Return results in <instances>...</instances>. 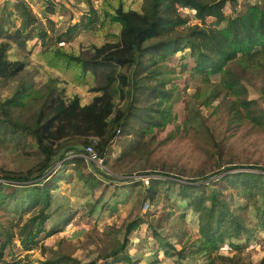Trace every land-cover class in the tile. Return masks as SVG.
<instances>
[{"label":"trees","instance_id":"1","mask_svg":"<svg viewBox=\"0 0 264 264\" xmlns=\"http://www.w3.org/2000/svg\"><path fill=\"white\" fill-rule=\"evenodd\" d=\"M67 1L86 5L89 15L86 21L60 35L56 34L57 24L52 18L56 11L51 2L47 26L26 0L6 1L1 11L0 81L15 83L16 90L0 102V134L33 146L42 156V161L29 171H0V209L20 216L16 225L0 223L1 264H17L5 259L8 254L13 256L16 239L23 251L31 252L39 249L42 234L50 238L73 220L69 215L57 228H45L57 189V184L51 182L54 173L50 172L58 158L74 155L73 161L82 167L87 161L77 155L93 145L106 164L118 134L131 137L126 143L128 155L135 151L140 140L174 123L175 81L180 75L191 73L199 81L202 88L197 89L195 99L204 107L219 103L215 108L223 109L231 123L264 129V0L231 16L226 9L237 0H143L141 11L126 9L121 2L102 13L95 9L93 0ZM183 10L192 11L197 23L191 24L182 15ZM107 22L120 27L117 42L94 45L81 54L64 49L81 32L96 31L98 24L105 26ZM29 41L40 42V56L50 67L75 71L80 85L89 84L90 77L94 83L91 92L96 95L92 102L83 105L81 97H69L58 79L52 78L40 88L29 81L24 74L28 64L16 54L17 46L25 47ZM187 50L194 65L190 71L184 65L178 75L170 61ZM214 77H219V82H213ZM257 80L261 83L260 100L251 99L248 89ZM25 112L31 114L29 121L23 118ZM201 120L196 117L193 123L202 131ZM255 168L231 167L222 172L220 181L226 188L241 192L238 196L243 202L235 207L232 197L228 200L221 192L208 193V186L198 185L199 180L149 179L146 201L159 204L163 187L169 192L179 187L178 198L198 218L199 237L194 240L182 232L177 237L180 249L165 242L150 225L154 237L161 240L164 256L175 259V264H238V257L224 256L221 251L228 248L242 253L264 231V168L253 171ZM251 207L256 212V223H251L248 215ZM185 218L181 215L182 221ZM143 224L140 220L130 223L122 243L117 242L97 261L86 264H139L129 254L128 246L130 234ZM14 227H19L17 232ZM150 264L163 263L156 258Z\"/></svg>","mask_w":264,"mask_h":264},{"label":"rangeland","instance_id":"2","mask_svg":"<svg viewBox=\"0 0 264 264\" xmlns=\"http://www.w3.org/2000/svg\"><path fill=\"white\" fill-rule=\"evenodd\" d=\"M6 1L0 0L1 11ZM17 1V0H15ZM33 13L47 26L46 17L49 3L55 9L52 18L57 24V35L65 33L69 27L86 21L89 8L84 4H76L67 0H26ZM123 3L126 9L141 11L143 0H93L94 7L100 13L117 7ZM249 4H260V0H237L229 5L226 14L231 16L234 11L243 13ZM182 15L196 24L194 13L183 10ZM17 27L20 21L16 22ZM120 27L107 22L105 26L98 24L96 31L81 32L76 39L65 44L64 49L70 53L81 54L92 46H102L108 42H117L116 35ZM3 40H0V44ZM17 59L28 64L25 76L33 81L37 88L43 87L53 79H58L60 86L66 89L69 97L79 96L82 104L87 105L96 96L91 92L94 87L89 77L85 86L79 84L75 71L52 68L40 56V42L29 41L25 47L17 46ZM193 67L190 51L178 54L170 61V66L179 73L182 67ZM219 82V77L212 78ZM176 97L173 102L175 121L164 130L155 131L153 136L140 140L135 144V151L128 155L127 141L131 137L118 134L110 146L103 167L89 165L87 162L79 167L74 155L64 160L58 158L51 178L52 185L57 184L53 192V204L49 211L51 219L45 225L47 231L63 224L66 216L73 215L69 226L50 238L41 235L39 249L31 252L22 250L19 241H14L13 256L8 254L7 262L17 264H75L97 261L98 257L107 253V249L125 239L126 227L135 221H144L140 229L130 234L131 243L128 252L139 264H150L158 258L163 264H175V259H168L160 249L161 240L154 237L156 230L164 241L174 244L177 249L178 235L185 232L194 240L198 235V218L195 213L187 210L185 203L178 198L179 187L169 192L166 187L161 189L163 200L159 204L145 200V192L149 187L148 180H173L188 182L199 180L198 185L208 186L207 191L221 192L230 200L232 197L235 207L240 202L241 192L226 188L220 181L225 169L231 167H258L253 171L264 168V129L248 123L240 125L231 123L223 109L204 107L195 99L197 89L202 88L199 81L194 80L191 73L176 78ZM250 98L260 100L262 97L261 83L253 81L248 86ZM16 90L15 83L0 81V102L8 98ZM31 114L25 112L23 118L29 121ZM196 117L202 118V131L198 124L193 123ZM220 148V149H218ZM126 149V150H125ZM125 151V156L122 153ZM220 153V154H219ZM42 161L33 146L18 142L9 135L0 134V171L26 172ZM68 161L72 163L66 164ZM86 164L89 165L86 168ZM94 168L95 172H92ZM259 169V170H258ZM170 175V178L166 177ZM176 179H174V177ZM183 179V180H179ZM213 182L214 184L210 183ZM185 214L184 221L181 215ZM251 223H256V212L249 210ZM19 214L0 209V223L9 226L16 225ZM68 218V217H67ZM27 217L24 218V221ZM154 227V230L152 227ZM19 227H14L17 232ZM245 241L241 244L243 245ZM225 248L221 254L227 257H238V264H264V231L257 234L250 247L242 253ZM110 262V260H108ZM1 264V263H0ZM101 264L105 262L101 261Z\"/></svg>","mask_w":264,"mask_h":264},{"label":"built area","instance_id":"3","mask_svg":"<svg viewBox=\"0 0 264 264\" xmlns=\"http://www.w3.org/2000/svg\"><path fill=\"white\" fill-rule=\"evenodd\" d=\"M96 143V140L94 141ZM78 157L84 158L88 163H91L94 167L97 165L103 167L104 160L100 157L93 145L88 146L84 151L77 155Z\"/></svg>","mask_w":264,"mask_h":264}]
</instances>
